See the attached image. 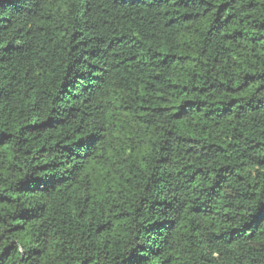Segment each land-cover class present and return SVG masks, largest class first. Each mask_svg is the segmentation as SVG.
Masks as SVG:
<instances>
[{
    "label": "trees",
    "instance_id": "16d2710c",
    "mask_svg": "<svg viewBox=\"0 0 264 264\" xmlns=\"http://www.w3.org/2000/svg\"><path fill=\"white\" fill-rule=\"evenodd\" d=\"M0 264H264V0H0Z\"/></svg>",
    "mask_w": 264,
    "mask_h": 264
}]
</instances>
